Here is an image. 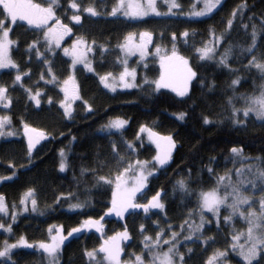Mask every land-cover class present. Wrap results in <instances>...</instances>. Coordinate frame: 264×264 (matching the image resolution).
Segmentation results:
<instances>
[{
    "label": "trees",
    "instance_id": "obj_1",
    "mask_svg": "<svg viewBox=\"0 0 264 264\" xmlns=\"http://www.w3.org/2000/svg\"><path fill=\"white\" fill-rule=\"evenodd\" d=\"M241 3L247 5L243 16L237 14L229 28L227 21L232 18L233 9ZM262 19L264 0H226L209 18L197 21L183 19L186 23L183 27L175 28V31H187L188 39L195 41L196 38V44L209 39L213 30L216 35L221 32L225 34L215 56H221L231 46L228 67L200 61L194 55L191 63L197 75L191 81L188 94L179 98L168 90L156 89L154 81L159 78V74L152 62L149 74L146 72L149 84L143 87L139 84L137 89L120 94L117 98L106 97L93 84L85 85L87 94L93 100L91 111L85 114L74 112L70 116L64 114L60 104L63 94L59 86L66 74L68 62L57 59V69H52L45 62L49 61L47 55L43 54L42 58L35 56L37 50L42 52L43 43L38 44L30 55V43L42 39L37 36V31L25 25L13 27L11 36L15 43L11 47V57L18 69L0 70V85L7 88V96L11 99L10 105L2 109L11 118L9 129L13 133L7 137L8 140H0V158L7 160L4 163L0 159V169H3L0 175L4 177L0 184V195L9 204H14L29 188L34 189L37 207L43 214V219L26 217L21 220L14 229L15 236L40 241L45 240L48 227L53 225L62 226L64 231L83 229L63 242L58 252L59 264H95L85 255V250L98 249L102 236H111L127 225L130 230L131 226L142 220L141 217L161 210L150 209L145 213L141 208L125 212L124 218L107 213L111 207L114 185L98 179L101 175L114 178L118 167L122 170L128 162L134 164L137 160L142 161V158L147 161L153 159L156 148L140 134L141 125L154 129L161 136L171 135L176 144L169 164L151 175L143 192L137 196L142 200L137 201L147 203L156 192H161V202L173 226L181 230L183 224L182 235H188V224L200 223L199 213L189 218V210L198 207L195 192L214 186L217 176L226 172L231 173L235 182L238 179L235 170L239 164L254 162L264 167V121L233 122L237 118L242 121L240 114L233 115V106L240 107L242 98L257 94L264 85L262 74L248 66L253 55L257 57L258 53L264 54ZM253 24L257 28L256 48L254 52L248 53L244 49L252 44ZM120 30L118 26L107 25L97 33L113 37L109 43L116 47L115 37L121 36ZM191 48L185 51L189 53ZM49 68L52 69L51 73ZM18 70L25 74L20 82L13 84ZM53 75L56 80L50 83ZM236 78H239V83L232 85V80ZM28 88L33 95L37 90L40 91L39 105L30 98L26 91ZM101 99L104 102L98 104ZM179 113H185L183 119L178 118ZM205 116L209 119L208 123L204 122ZM116 117L125 119L126 127L120 131H107L103 126ZM25 124L45 133L31 154L25 142ZM129 142L133 145L132 149L128 148ZM233 147L241 148L242 154L235 156L231 152ZM62 149L66 161L64 171L59 167ZM116 153L124 158L122 166L117 163L119 157ZM14 160H18L17 164H14ZM209 167L214 170L212 174L208 171ZM181 178H185L189 188L194 190L192 194L180 190L176 182ZM258 188L259 185L253 191L249 186L246 194L259 193ZM76 203L83 207H70ZM225 209L229 214V210ZM221 211H224L223 206ZM89 217L100 221L102 232L95 227H81ZM234 219L227 222L229 225L206 220L201 232L193 234L192 240L182 245L185 264H205L215 249H228L231 264H241L236 253L231 251L230 244L232 235L241 230L246 231V228L241 225L239 217ZM206 238L211 239L205 242ZM216 241L217 244L214 243ZM239 243H244V239ZM123 253L126 256L125 250ZM5 262L45 264L42 256L25 250L15 252L11 260Z\"/></svg>",
    "mask_w": 264,
    "mask_h": 264
},
{
    "label": "snow or ice",
    "instance_id": "obj_2",
    "mask_svg": "<svg viewBox=\"0 0 264 264\" xmlns=\"http://www.w3.org/2000/svg\"><path fill=\"white\" fill-rule=\"evenodd\" d=\"M70 7L73 9H79L81 6L75 2V0H69ZM164 3L167 5V13H162L157 5V0H117L116 4L112 8L111 15H115L117 12H122L126 17H144L148 16L149 13H153L156 16L166 15V14H175L174 9H180L182 7L179 0H164ZM221 0H203V7L199 10H196V5H192V11L188 15H194L197 17H203L208 13H211L215 9ZM54 6H59V0H49L47 6L43 3H37L35 0H0V69L12 67L17 68L18 65L12 59L10 55V46L15 43V41L9 38V33L11 29L8 27L7 21H10L14 24L17 20L26 21L29 26H34L37 29L43 30V38L45 43L48 46V50H52V45L55 44L56 47L60 46V41L65 35L70 33L72 29L67 25L63 24L61 20L55 16ZM247 5L241 3L237 5L236 9H233L232 18L227 21L229 28L233 25V19L240 14L243 16V10ZM85 12L90 13L93 16L98 15L96 9L93 6H88L84 8ZM55 20L53 26H49L50 20ZM71 19L76 22L81 21V16L79 14H73ZM251 19V18H250ZM247 28V25H244ZM261 27L264 28V19H262ZM135 33H128L124 37V43L118 45V47L125 52L126 54H134L138 52L143 58L148 53V44L152 42V33L148 31H143L139 33V42L135 40ZM173 35L172 49L171 52L162 51L161 47L157 45L155 49V55L159 57L160 63V76L157 80L154 81L155 87L157 90L160 88H171L178 96H185L188 92L189 82L197 75V73L190 66L189 59L184 55L180 54L176 47V36ZM183 36H187L188 32L185 31L181 33ZM212 35L214 37L211 46L205 42L204 46L197 48L196 52L200 54V59H213V53L216 51V45L220 40L224 39V33L221 32L219 35H216L213 30ZM256 38H257V28L253 24L252 31V44L249 45L245 51L248 53L254 52L256 48ZM39 41H34L33 45H29V48H32ZM95 43V41H93ZM85 44L83 37L78 38L77 41H74L71 49L64 48V54L71 57L72 66L75 67L76 64L82 63L89 71H92L91 62L87 59V52L92 51L91 47L85 46L81 48L80 45ZM232 52V47L229 46L225 49L224 53L221 54L219 63L228 67V57ZM37 55L41 53L37 50ZM48 63V61H45ZM123 63L126 65L127 60L125 59ZM249 67H255L264 77V59H258L255 55L252 56V59L249 61ZM49 72H52V69L49 68ZM25 73H20L17 71L15 80L13 84H16L21 81L22 75ZM113 74L108 72L100 76V81L105 88H109L112 91H115L116 84L115 78L113 81H109V77H112ZM127 76L135 78V70L129 71L127 66H125L124 71L120 73V87L131 88L136 86L134 83L127 81L125 78ZM41 75V79H43ZM56 77L53 75L52 81H55ZM74 82V77L69 76L63 82L62 91L65 93L64 100L60 101L62 107H64L65 115L69 116L71 111V102L75 99H79L78 91L70 89L69 85ZM239 83V78L232 80V85ZM23 87V85L21 84ZM29 93V96L32 100L35 101L37 105L40 104V91L37 90L35 94H32L30 88L26 89ZM7 88L3 85H0V104H3L7 108L11 99L6 95ZM51 102V98H49ZM246 106L242 109L243 115L248 117L250 113H254L257 118L264 119V85L261 86V91L259 95H252L245 98ZM231 103V98H230ZM87 105V102L85 101ZM90 109L91 106L87 105ZM241 109H237L233 106V115L235 116ZM185 113H179L178 118L183 119ZM204 122L208 123L209 119L207 116L204 117ZM234 123H240L241 121L237 118L233 121ZM11 123V118L8 115L0 116V135H4V126ZM127 123L126 120H123L119 117L111 119L107 125H104L105 128L111 129H121ZM25 134L28 136V152L31 154L35 144L39 143L40 139L44 138L45 133L39 129L32 128L28 124L24 125ZM141 133H147L149 139L155 143L157 148V154L153 157V160L159 165H165L171 159L172 149L175 147V140L171 135L161 136L159 133L153 131L152 128L145 125L140 127ZM13 133L9 132L8 135ZM139 136V133H138ZM142 139V137H140ZM128 148L132 149L133 145L129 142ZM115 149V145H114ZM231 152L235 156L242 154V149L233 147ZM119 157L117 163L118 165H123V156H120L119 153H116ZM61 161L59 164L60 170L63 171L66 167L64 157V151L61 150ZM146 161H135L128 162L127 167H123L122 170L118 167L114 178L111 176H99L100 181H104L107 184L114 185L112 190V200L111 207L107 209V213H114L116 216L124 218V213L129 209H143L145 213H148L150 209H161L165 208V205L161 202V192H156L147 203H137L139 199L137 193L141 192V189L145 187L147 176L150 175V172H146L145 165ZM208 171L210 174L214 170L209 167ZM251 174V179H239L242 176L240 169H236L237 180L233 182L230 172L225 174L218 175L216 178V183L214 186L203 189L201 188L198 192H195L198 198V207L196 209L189 210V218L193 215L199 213L200 223L188 224L190 233L185 239H191L192 235L200 231L203 228V225L206 221L204 212L212 213L213 216L219 220L221 214L222 206L229 210V214L224 216V220L231 221L235 216H239L243 219L247 228L246 231L241 230L232 235V243L230 244L231 251L236 253L242 261L243 264H253L256 261V264H259L260 259H264V167H255L253 171L252 167L248 169ZM4 177H0L3 179ZM131 181V183H129ZM258 183L261 185L259 197V208L254 207L256 201L253 200L252 195L246 194L247 189L244 187L245 184L251 186V189L255 191L257 189ZM176 184L179 186L180 190L185 193L192 194L194 190L189 188L188 183L185 178L179 179ZM31 200L33 211L36 210L37 200L34 198V189L29 188L24 195L21 197L20 203L25 204L28 200ZM247 209L245 210V207ZM14 207V206H13ZM72 208L83 207L82 204L76 203L70 205ZM25 210H27L25 208ZM0 212L7 213V205L5 204V198L3 195H0ZM106 213V214H107ZM12 219L15 221L16 214L12 213ZM102 219V218H101ZM187 223V220L185 221ZM81 227L92 228L95 227L97 231L102 232V226L99 220H94L89 217L83 222ZM184 225H181V231H183ZM0 229H3L5 232L11 233L12 226L11 224H5L0 222ZM141 235L143 236L142 244L143 248L140 253H132L134 256L133 259L122 260L121 253L124 251L122 247V242L130 239V234L128 228L125 226L123 231H117L111 236L104 238L102 236V243L99 245L98 249L85 250V255L89 258L90 262L95 261V264H103L104 261L107 264H185L183 253L179 252L177 247L179 233L172 231L170 237L165 239L164 229H161L156 233L155 239L149 235H145V226L140 225ZM171 230V229H169ZM80 231V228H72L68 236H71L73 233ZM49 241H39L36 243L38 249H42L43 253L46 254L47 264H58L57 255L60 250L61 245L63 244L66 237L61 234L59 228L56 229V234H52V227H49ZM241 237L244 238V243H239ZM208 239L206 238L205 242ZM168 245L166 249L162 248L161 245ZM23 245L28 248L34 247L33 244L28 243V241L20 236L16 243H9L7 239L3 241L2 246H0V258H5L6 260H11L12 250L18 246ZM191 251V249H189ZM147 253V256H145ZM103 254L102 260L98 259V255ZM228 249H215L213 253L208 257L205 264H231L228 260ZM179 257L177 261L176 257Z\"/></svg>",
    "mask_w": 264,
    "mask_h": 264
},
{
    "label": "rangeland",
    "instance_id": "obj_3",
    "mask_svg": "<svg viewBox=\"0 0 264 264\" xmlns=\"http://www.w3.org/2000/svg\"><path fill=\"white\" fill-rule=\"evenodd\" d=\"M225 1L226 0H221V3L215 9H213V11L211 13H208L203 17L188 15V13L190 11H192V5L193 4L196 5V10H199L200 8H202L203 7V0H179L182 7L180 9H174L173 12L175 14H166V15L156 16L153 13H149L148 16L132 18V17L124 16L122 14V12H117L115 15L110 14L112 12V8L116 4L117 0H75V2L81 6L79 9L71 8L69 0H59V6H54L55 16L57 15L56 12H58L63 23L71 24V27H73V28H72V31L70 33H68L67 35H65L63 37V39L60 41L59 47H56L55 44L52 45L51 51L48 50V46L44 41L43 30L37 29L34 26H29L26 21L17 20L13 24L9 19L7 21V24H8V27L11 29V31H12L13 27H15L16 25H19V24L25 25L29 29L37 31L36 32L37 36L39 35V37L43 41L41 40V41H39V43L35 44L32 48H29L30 55L32 54L33 49L35 50L37 48L38 44L43 43L42 52H40V49H39V52L41 53V55L38 56L37 52H36L35 56L42 58L43 54L47 55V57L49 58V61L47 64L50 65L52 67V69H54V70L57 69V66H56V63H57L56 60L57 59H62V60H65L68 62V67L66 68V74L67 75L65 74L66 77L64 79H63V77L65 75L62 77V79L59 82V86H61V91H62L64 80L67 79L70 75L74 77V82L71 83L69 85V87H70V89H74V90L78 91V95L80 98L75 99L71 102L70 115H72L74 112L76 113V112H80V111H81V113L85 114V113H87V112L89 113L91 111L92 103H93L92 97H90L87 94V91L85 89V85L90 86L91 84H93L97 87V90L100 93L101 92L104 93V95L106 97L117 98L118 95H120V94L128 93V92H131V91L137 89L139 87V84H140V86L142 84V87L149 84V79L146 77V72L149 74V69H150L149 66L152 64V62H154V65L157 66L158 74H159L158 77H159L161 69H160L159 57H157L155 55V49H156L157 45H159L161 47L162 51L171 52L172 41H173V35L172 34L173 33H175V36H176L175 43H176L177 50L180 52V54L184 55L185 57H187L189 59L190 66L192 68H193V66H192L191 60L194 58V55H196L198 57V59L200 61H202L200 59V54L196 52V49L203 47L205 42H207L209 44V46H211V43L214 39L213 35H210L209 39L200 40L199 43L196 44V38H194L195 41H192V40L188 39L187 36L185 37V36L181 35V33L185 32V31L176 32L175 28H177L179 26L183 27V24L186 23L185 20H183V19H186V18L194 19V21L209 18L212 14H214L224 4ZM35 2L43 3L45 6H47V3L49 2V0H35ZM157 5H158L159 10L162 13H167V5L164 3V0H157ZM88 6H93L96 9L98 15L93 16L90 13L85 12L84 8H86ZM0 11H2V9H0ZM73 14H79L81 16V21L79 23H77L76 21H73L71 19V16ZM183 17H186V18H183ZM151 18H153L154 20H151ZM53 23L54 22H52V20H50L49 26H53L55 24V23L54 24ZM75 24L78 26H76ZM107 25H113V26L120 27V29H121L120 35L121 36L115 37L118 45L121 43H124V37L128 33H135L136 34L135 40L137 42H139V33L140 32H143V31L151 32L152 33V42L149 43L147 46L149 54H147L143 58H141V56L138 52H136L134 54H126L125 52H123L118 47V45L116 47H112L113 45L110 44L109 41L113 37H110L109 35L102 36L100 33H97L98 31H101V29L103 31V28L107 27ZM11 31L9 33V38L11 40H13L12 36H11ZM80 37H83V39L85 41V44L80 45L81 48H84L85 46L92 48V51L87 52V59L91 62V66L93 69L92 71H89L88 68H86L84 66V64H82V63H78L75 65V67H73L72 63H71V57L66 56L64 54V48L71 49L74 41H77L78 38H80ZM93 41H95V43H93ZM12 45L10 46V55H11ZM30 45H33V42L30 43ZM219 45H220V42L216 45L215 53L220 48ZM190 47H192V48L190 49V51H189L190 54H189L186 51H188ZM110 48H112V49H110ZM259 49H261V48L259 47ZM215 53H213V57H214L213 59H203V60L205 62L220 64L219 60H220L221 56L217 55V57H216ZM151 58L154 60H151ZM257 58L258 59H264V54L258 53ZM125 59L127 60L126 65L123 63V61ZM125 66H127L129 71L135 70V78L134 79L131 76H127L125 78L127 81L134 83L136 85L134 87L124 88V87L119 86L121 83L119 80V75L121 72L124 71ZM11 68L12 67H8V68H4V69H11ZM253 68H255V67L253 66ZM0 70H3V69H0ZM193 70L196 71L195 69H193ZM108 72H111L113 74L112 77H109L110 82H112L113 78H115V84H116L115 91H112L109 88H105L104 85L100 81V76L104 75ZM191 81L189 82L188 92H189V88L191 85ZM83 86H84V89H83ZM160 89L168 90L169 92L173 93L175 96H177L179 98H183L188 94V92H187V94L185 96L181 97V96H178L174 91H172L171 88H160ZM260 91L254 95H259ZM62 94H63L62 100H64L65 93L62 91ZM85 101L87 102V105L91 106L90 109L85 104ZM103 102H104V99H101V100H99L98 104H102ZM245 106H246V100H245V98H242L240 107H237V109H241V111L238 112V114H240L242 117L241 123L242 122L244 123L247 120H251V121L255 120L258 122L264 121V119L257 118L254 113H250L248 117H245L243 115V111H242V109ZM3 107H4L3 104H0V116L8 115L5 111H3V109H2ZM62 109H63L64 114H65L64 107H62ZM123 120H125V119H123ZM126 124L121 129H124L126 127ZM9 128H10L9 124H6L4 126V129H3L4 135H0V140H2V138H5L3 141L8 140V138H7V137H9L8 133L11 132ZM121 129L106 128L107 131H120ZM153 131H155V130L153 129ZM24 134H25V130H24ZM140 134H143L149 142H152L149 139L148 134L146 132L145 133L140 132ZM25 142L27 143V146H28V136L27 135H26ZM153 145L156 148L155 143H153ZM156 154H157V148H156L155 155ZM0 159L4 163H7V160H4L2 157ZM141 160L147 162V164L145 165L146 172L151 173L150 175L147 176V180H148L151 177V175H153L154 173L157 172L158 169L163 168L166 165H168L171 159L165 165H159L153 159L151 161H147L146 158H142ZM11 161H13V160H11ZM17 162H18V160H14V164H17ZM65 163H66V161H65ZM11 164L12 163H10V165ZM249 167H252L253 171H255V167H260V166L254 162H253V164H248V162H245L244 164H239L237 169H240L242 172V176L240 177V179H251V174L248 171ZM0 170H3V169H0ZM0 177H2V176L0 175ZM236 179H237V177H236ZM2 182H3V179H0V184ZM129 183H131V181ZM146 184H147V181H146ZM146 184H145V186H146ZM258 185H259V188H258L259 193L252 192L253 200L256 201V203L254 205V207H256V208H259L258 201H259V197L261 195V192H260L261 185L259 183H258ZM249 186L250 185H248V184L244 185L245 188H247ZM144 188L141 189V192H138L136 195L137 196L141 195ZM34 198H35V193H34ZM20 200L14 204H9L5 200V204L7 205V213L0 212V222L5 223L6 225L11 224L12 232L8 233V232H5L3 229H0V246H2L3 241L5 239H7L9 243H16L18 241L19 237L15 236L14 229H15L16 225L19 224L20 221L23 220L24 218L30 217L31 219H34V218L43 219V214L40 212L38 207H36V210L33 211L30 199L26 202V205L21 204ZM139 200H142V198H140ZM136 202L142 203L140 201H136ZM244 207L246 210L247 206H244ZM25 208L27 210H25ZM134 210H137V209H129L126 213H130ZM12 213L16 214L15 221H13V219H12ZM204 213H205L204 215L206 217V220L209 219V220H212L215 222L217 221V218L215 216H213L212 213H209L206 211ZM225 215H228V214H227V210L224 207V211H221V214L219 216L218 221L220 223L225 224V225H229L227 223L229 221L226 222L224 220ZM35 216H37V217H35ZM238 217H239L238 215L235 216L234 220H237ZM30 218H28V219H30ZM141 219L142 220H140L139 223H136L134 226H131L130 230L128 229L129 234H130V239L122 242V247L124 248L125 254H126V256H124V253L123 252L121 253V256H123L121 258L122 260H129L130 258L134 260L135 257L132 256L131 254L134 252L135 253L141 252V250L143 248V244L141 242L143 239V236L141 235V229H140L141 224H143L145 226L144 234L151 236L153 239H155L156 233L158 231H160L161 229H164L165 239H167L168 237L171 236L172 231L179 233L180 235L177 238L178 239L177 247H178L180 253H183V252H181L182 251V245L184 243H186V242L188 243L189 241L192 240V237H191V239H187V240L185 239V237L188 236L190 232L188 233V235L184 236L185 233H184V235H182L183 231H181V230H179L173 226V224L171 222V218L169 217V214H168L166 208H164L163 210H159L156 213H152V214L149 213L147 215V217L143 216V217H141ZM199 219H200V217H199ZM240 222L242 223L241 225L244 228H247V224L243 219L240 218ZM51 227H52V234H56L57 228H59L61 230V234L66 237V239L64 241H66L70 237V236H68V233L71 229L64 231L62 226L53 225ZM216 227H218V225H216ZM127 228H128V225H127ZM123 229L124 228L119 229L118 231H123ZM169 229H171V230H169ZM202 229L203 228H201L200 231H198L196 233H200ZM82 230L83 229H80L79 232H81ZM79 232H77V233H79ZM77 233H73L72 235L77 234ZM242 239H244V238L241 237L240 241ZM26 240L28 241V243L33 244L34 247L28 248V247H25L23 245H20L17 248L12 250L11 256H13L14 253L19 251V250L30 251V252H33V255L35 254V255L42 256L43 261L45 262V264H47L46 254L43 253L42 249H38V247L35 246L36 243L39 241H31L28 239H26ZM49 240H50V235H49V227H48L47 236H46L45 240H43V241L47 242ZM128 242H129V245H127ZM136 243H137V245H136ZM214 243L217 244V241ZM135 245H136V248H134ZM161 247L162 248L165 247L164 249H166L168 247V245L162 244ZM183 255H184V253H183ZM145 256H147V253H145ZM102 257H103V254L98 255V259L102 260ZM236 257L239 258V260H241V264H243L242 259L238 255H236ZM176 259L178 261L179 257L177 256ZM57 260H58V264H59L58 255H57ZM5 261L8 262L10 260H6L5 258H0V264H5L6 263ZM3 262H5V263H3ZM263 262H264V259L259 260L260 264ZM103 264H107V262L104 261Z\"/></svg>",
    "mask_w": 264,
    "mask_h": 264
},
{
    "label": "flooded vegetation",
    "instance_id": "obj_4",
    "mask_svg": "<svg viewBox=\"0 0 264 264\" xmlns=\"http://www.w3.org/2000/svg\"><path fill=\"white\" fill-rule=\"evenodd\" d=\"M56 14H57L56 16L59 17V19H60L61 22L63 23V21H62V19L60 18V15L58 14V12H56ZM52 22L55 23V20L53 19ZM54 23H53V24H54ZM77 23H78V22H77ZM63 24H67V23H63ZM67 25H68L71 29L73 28V27H71V24H67ZM75 25H76V24H75ZM76 26H78V25H76Z\"/></svg>",
    "mask_w": 264,
    "mask_h": 264
},
{
    "label": "crops",
    "instance_id": "obj_5",
    "mask_svg": "<svg viewBox=\"0 0 264 264\" xmlns=\"http://www.w3.org/2000/svg\"><path fill=\"white\" fill-rule=\"evenodd\" d=\"M6 95H7V93H6Z\"/></svg>",
    "mask_w": 264,
    "mask_h": 264
},
{
    "label": "bare ground",
    "instance_id": "obj_6",
    "mask_svg": "<svg viewBox=\"0 0 264 264\" xmlns=\"http://www.w3.org/2000/svg\"><path fill=\"white\" fill-rule=\"evenodd\" d=\"M133 250V249H132Z\"/></svg>",
    "mask_w": 264,
    "mask_h": 264
}]
</instances>
